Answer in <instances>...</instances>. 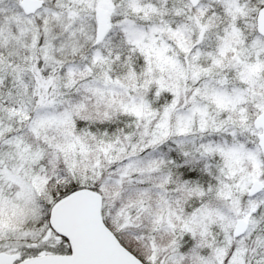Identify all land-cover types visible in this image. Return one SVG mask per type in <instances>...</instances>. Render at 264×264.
Segmentation results:
<instances>
[{"label":"snow or ice","instance_id":"6c2138e0","mask_svg":"<svg viewBox=\"0 0 264 264\" xmlns=\"http://www.w3.org/2000/svg\"><path fill=\"white\" fill-rule=\"evenodd\" d=\"M0 264H264V0H0Z\"/></svg>","mask_w":264,"mask_h":264}]
</instances>
